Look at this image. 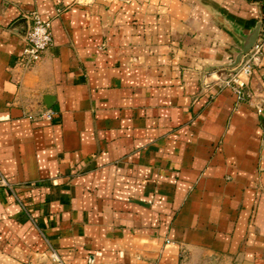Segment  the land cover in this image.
Returning a JSON list of instances; mask_svg holds the SVG:
<instances>
[{"label": "crops", "instance_id": "0c3cea01", "mask_svg": "<svg viewBox=\"0 0 264 264\" xmlns=\"http://www.w3.org/2000/svg\"><path fill=\"white\" fill-rule=\"evenodd\" d=\"M33 12L53 46L27 70ZM263 22L264 0H0V264H264V53L262 112L225 85Z\"/></svg>", "mask_w": 264, "mask_h": 264}, {"label": "built area", "instance_id": "2783aa9c", "mask_svg": "<svg viewBox=\"0 0 264 264\" xmlns=\"http://www.w3.org/2000/svg\"><path fill=\"white\" fill-rule=\"evenodd\" d=\"M28 28L25 35V48L20 62L25 69H31L42 58L43 54L53 46V32L51 22L43 19L38 13L33 12L26 16ZM264 53V22L260 31L259 38L250 53L244 57L237 68L229 75L226 86L231 87L239 103L247 102L255 106L258 112H262L261 106L254 103L253 98L246 93L248 79L252 75L253 67L260 56ZM56 113L51 110H45L36 115H30L32 120L53 121ZM0 186L12 190L11 185L6 178L0 173ZM17 201L24 207L20 198L16 196ZM51 258L58 264H63L56 252H52ZM89 264H95L94 259H89Z\"/></svg>", "mask_w": 264, "mask_h": 264}, {"label": "water", "instance_id": "95a60500", "mask_svg": "<svg viewBox=\"0 0 264 264\" xmlns=\"http://www.w3.org/2000/svg\"><path fill=\"white\" fill-rule=\"evenodd\" d=\"M261 28H262V23H260L257 26V28L254 30V32L250 35V37L248 38L245 44L243 51L237 56L234 63L230 66L231 69L237 68L241 63L242 59L250 53V51L252 50V48L254 47L255 43L259 38ZM44 100L48 108H51L53 106L52 103L53 98L51 96H46Z\"/></svg>", "mask_w": 264, "mask_h": 264}, {"label": "rangeland", "instance_id": "374dc122", "mask_svg": "<svg viewBox=\"0 0 264 264\" xmlns=\"http://www.w3.org/2000/svg\"><path fill=\"white\" fill-rule=\"evenodd\" d=\"M208 264H225V263L219 262V263H208Z\"/></svg>", "mask_w": 264, "mask_h": 264}]
</instances>
